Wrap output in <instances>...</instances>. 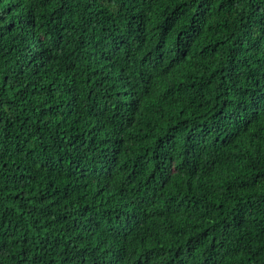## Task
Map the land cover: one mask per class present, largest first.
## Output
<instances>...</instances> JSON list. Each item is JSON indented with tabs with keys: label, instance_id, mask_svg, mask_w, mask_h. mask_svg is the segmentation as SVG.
<instances>
[{
	"label": "trees",
	"instance_id": "16d2710c",
	"mask_svg": "<svg viewBox=\"0 0 264 264\" xmlns=\"http://www.w3.org/2000/svg\"><path fill=\"white\" fill-rule=\"evenodd\" d=\"M0 264H264V0H0Z\"/></svg>",
	"mask_w": 264,
	"mask_h": 264
}]
</instances>
